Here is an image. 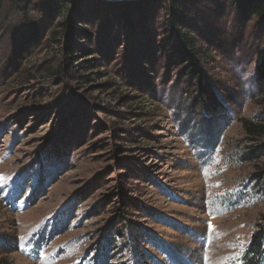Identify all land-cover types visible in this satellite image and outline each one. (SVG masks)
I'll return each instance as SVG.
<instances>
[{"label":"rangeland","instance_id":"obj_1","mask_svg":"<svg viewBox=\"0 0 264 264\" xmlns=\"http://www.w3.org/2000/svg\"><path fill=\"white\" fill-rule=\"evenodd\" d=\"M136 1L81 0L89 25L68 22L90 36L46 38L17 66L48 4L0 12V264H242L264 226V134L244 125H264L260 21L188 0L204 83L232 118L203 149L181 126L199 84L159 49L152 1Z\"/></svg>","mask_w":264,"mask_h":264},{"label":"trees","instance_id":"obj_2","mask_svg":"<svg viewBox=\"0 0 264 264\" xmlns=\"http://www.w3.org/2000/svg\"><path fill=\"white\" fill-rule=\"evenodd\" d=\"M33 1L0 0V12L6 7L7 2L8 8L13 11L28 12ZM44 1L46 5L48 4V12L46 14L48 20L32 22L33 26L30 28V34L16 46V57L13 59L14 66L19 65L16 60L17 57H23V53L28 52L33 46L38 45L46 38L56 40L59 44L61 39L64 38L70 46L71 42L75 40V36H90L87 33L88 29L84 26L76 27L68 22L71 17H74L73 20L75 22L80 20L82 25H89L87 20L82 17V12H80L81 0ZM151 1L154 7L153 13L163 21L161 29L163 38L160 41L159 49L164 51V57L169 58L171 64H180L181 76H183L182 81L187 87L199 84V87L195 88L193 96L189 98L192 101L183 109L184 119L181 120V126L183 131L190 135L193 143L203 149H208L219 140L223 129L231 123L232 118L230 108L227 107L225 101L226 99L215 94L216 90L204 83L201 62L206 52H203L202 47L199 46V40L190 32V28L187 25L190 21V17L187 14L190 2L188 0ZM141 2L138 0L135 3ZM226 2L231 11L235 13L236 21L241 26L248 25L253 19H258L260 21V29L264 35V0H226ZM73 7L74 14L69 15ZM59 18H63L64 21L55 23ZM45 21L50 22L46 28ZM55 24L58 25L52 26ZM68 47L67 49H69ZM153 53L155 54V52ZM159 54L160 51L158 50ZM256 79L260 84L264 83V47L259 58ZM244 125L247 134L250 136H261L264 134L263 124L255 125L245 121ZM259 178L261 179V176ZM241 261L242 264H264L263 225L260 230L253 234L250 244L241 257Z\"/></svg>","mask_w":264,"mask_h":264}]
</instances>
